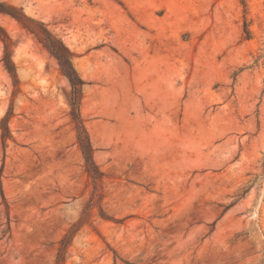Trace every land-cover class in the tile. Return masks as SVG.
Returning <instances> with one entry per match:
<instances>
[{"label": "rangeland", "instance_id": "rangeland-1", "mask_svg": "<svg viewBox=\"0 0 264 264\" xmlns=\"http://www.w3.org/2000/svg\"><path fill=\"white\" fill-rule=\"evenodd\" d=\"M0 3V264H264V0Z\"/></svg>", "mask_w": 264, "mask_h": 264}, {"label": "trees", "instance_id": "trees-1", "mask_svg": "<svg viewBox=\"0 0 264 264\" xmlns=\"http://www.w3.org/2000/svg\"><path fill=\"white\" fill-rule=\"evenodd\" d=\"M0 13L9 14L17 19L24 28H26L29 32L35 34L39 42L57 60L62 74L68 79L72 87L70 95V114L71 119L77 129L78 143L86 159L88 167L97 170V166L94 161V148L86 131L84 119L81 112L82 91L85 81L79 75L74 66L73 52L65 45V43L60 38L53 35L42 25L40 26V30L38 31L26 25V23L24 22L23 14L19 13L17 8L5 3H0ZM0 39H2L5 44V54L2 59L4 62V67L13 78L15 84H17L19 81L18 74L16 71V67L9 55L10 38L1 26Z\"/></svg>", "mask_w": 264, "mask_h": 264}]
</instances>
